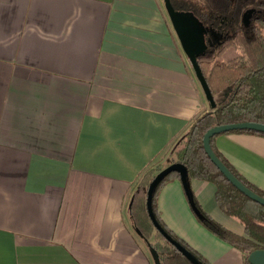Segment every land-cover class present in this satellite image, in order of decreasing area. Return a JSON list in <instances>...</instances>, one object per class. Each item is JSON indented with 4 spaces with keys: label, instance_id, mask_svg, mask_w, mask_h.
I'll use <instances>...</instances> for the list:
<instances>
[{
    "label": "crops",
    "instance_id": "0c3cea01",
    "mask_svg": "<svg viewBox=\"0 0 264 264\" xmlns=\"http://www.w3.org/2000/svg\"><path fill=\"white\" fill-rule=\"evenodd\" d=\"M209 109L163 0H0V264H155L129 216L132 190ZM214 145L264 192V136L221 133ZM190 187L244 235L213 183ZM157 208L209 264H241L180 180Z\"/></svg>",
    "mask_w": 264,
    "mask_h": 264
},
{
    "label": "trees",
    "instance_id": "16d2710c",
    "mask_svg": "<svg viewBox=\"0 0 264 264\" xmlns=\"http://www.w3.org/2000/svg\"><path fill=\"white\" fill-rule=\"evenodd\" d=\"M170 3L178 14L203 21L201 24H216L215 21L224 18L236 24L243 8L264 5V0H238L234 3L230 0H170ZM251 29L249 36L237 35L236 39L232 38L226 43L227 47L228 43L233 42L237 52L234 56L209 59L204 58L203 54L197 55V62L213 95L215 106L196 115L180 134L170 151L168 163H156L141 172L136 179L128 205L129 216L138 235L149 248L156 250L160 264H193L154 226L146 208L150 181L171 162L183 163L189 180L198 178L213 183L219 208L243 225L244 235L231 232L200 207L191 189L185 193L191 210L193 211L194 206L199 211V214L193 211L197 220L215 235L242 251L241 264H251L248 254L255 249H264V205L250 199L233 186L210 160L202 144L204 132L213 125L241 121L264 123V17L255 18ZM231 132L264 136L263 132L253 129H233L218 134ZM218 134L210 137L213 152L245 186L264 197V192L242 176L216 149L214 138ZM173 179L179 180L178 172H168L155 186L151 198L152 212L161 228L188 249L200 264H209L202 255L173 233L159 214L157 195L163 185Z\"/></svg>",
    "mask_w": 264,
    "mask_h": 264
},
{
    "label": "water",
    "instance_id": "95a60500",
    "mask_svg": "<svg viewBox=\"0 0 264 264\" xmlns=\"http://www.w3.org/2000/svg\"><path fill=\"white\" fill-rule=\"evenodd\" d=\"M164 6L171 22L172 28L175 32L177 39L183 49V51L188 56V60L191 64V67L194 71L195 77L197 78L202 91L210 103L211 107L215 106V101L213 95L209 89V86L204 78V75L201 71V68L196 59V52L202 48L203 37L200 33L195 30L190 29L184 22V18L180 17L179 14L175 11L173 6L170 3V0H163ZM246 16V15H245ZM233 129H253L261 131L264 133V123L252 122V121H241L234 123H224L216 124L208 128L202 137V144L206 154L209 156L210 160L214 165L220 170V172L226 177V179L235 186L239 191L248 196L250 199L264 205V197L255 193L250 188L245 186L233 173L225 166V164L218 158V156L213 152L210 146V137L214 134L220 132L233 130ZM170 171H176L179 174V180L182 184L183 190L187 193L190 187V180L187 178V170L183 163L181 162H171L168 165L164 166L159 172H157L152 180L150 181L146 194V208L147 212L154 224V226L160 230L162 235L172 243L183 255H185L193 264H200L193 254L186 249L182 244L173 239L161 226L158 224L151 207V198L155 186L159 181ZM193 211L196 214H199V211L193 206ZM137 232V230H135ZM138 233V232H137ZM152 254V257L155 261V264H160L158 254L155 249L149 248ZM248 261L251 264H264V249H255L251 251L248 256Z\"/></svg>",
    "mask_w": 264,
    "mask_h": 264
},
{
    "label": "flooded vegetation",
    "instance_id": "af4514ba",
    "mask_svg": "<svg viewBox=\"0 0 264 264\" xmlns=\"http://www.w3.org/2000/svg\"><path fill=\"white\" fill-rule=\"evenodd\" d=\"M232 3L238 0H230ZM232 8V5H230ZM246 15V16H245ZM180 17L184 18L186 25L196 32L200 33L203 37L202 48L196 52V57L198 54H203L204 58L209 59H222L221 55L229 48L236 49L233 46V42L226 47V43L232 38L236 39L237 35L249 36L252 33V23L257 17H264V5L261 6H248L242 9L240 12L239 20L236 24H232L229 19H221L215 21L216 24H201L185 14H179ZM235 20V19H231ZM237 54V52H235ZM235 54H232L234 56ZM188 57V56H187Z\"/></svg>",
    "mask_w": 264,
    "mask_h": 264
},
{
    "label": "rangeland",
    "instance_id": "374dc122",
    "mask_svg": "<svg viewBox=\"0 0 264 264\" xmlns=\"http://www.w3.org/2000/svg\"><path fill=\"white\" fill-rule=\"evenodd\" d=\"M232 54H236L235 51L232 48L227 49L221 56L222 59L228 58L232 56Z\"/></svg>",
    "mask_w": 264,
    "mask_h": 264
}]
</instances>
